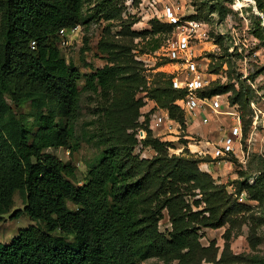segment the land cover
<instances>
[{
	"label": "rangeland",
	"instance_id": "374dc122",
	"mask_svg": "<svg viewBox=\"0 0 264 264\" xmlns=\"http://www.w3.org/2000/svg\"><path fill=\"white\" fill-rule=\"evenodd\" d=\"M98 1L87 0L85 12ZM150 1L112 0L103 16L60 32L62 55L83 74L75 127L79 149L73 155L63 146L46 151L64 161L74 160V182L79 185L109 142L135 140L133 154L139 160H154L152 188L174 178L187 206L184 210L218 216L230 209L222 226L195 225L193 246L208 248L198 253V263L249 264L251 255H264V44L255 35L259 26L264 32V12L256 0H184L180 7L181 15L203 23L202 37L194 45L207 88L218 84L227 89L219 93L218 110L206 109L209 119L203 123L176 104L175 66L162 48L172 36V27ZM157 41L160 46L151 50ZM102 67L107 68L112 86L95 91L86 86L85 74ZM14 108L19 115L30 110L28 104ZM234 125L242 127L235 150L216 156L215 148ZM142 165L143 170L148 168ZM24 203L16 191L13 205L0 220L1 243H9L20 228L36 224L26 214L12 216ZM163 212L159 229L168 234L172 222L167 208ZM178 261L156 256L142 263Z\"/></svg>",
	"mask_w": 264,
	"mask_h": 264
},
{
	"label": "trees",
	"instance_id": "16d2710c",
	"mask_svg": "<svg viewBox=\"0 0 264 264\" xmlns=\"http://www.w3.org/2000/svg\"><path fill=\"white\" fill-rule=\"evenodd\" d=\"M86 1L0 0V220L18 191L25 205L12 216L36 221L9 243L0 242V264H143L156 256L199 264L198 253L208 248L193 246L195 225L222 226L229 208L218 216L184 210L174 178L152 188L154 160H139L135 140L127 137L109 142L79 185L74 160L46 151L63 146L73 155L79 149L75 127L83 74L62 55L60 32L103 16L112 0H99L88 12ZM256 2L264 12V0ZM255 35L264 44L262 27ZM159 46L157 41L151 50ZM106 69L85 74L86 86L107 91L112 84ZM173 90L176 98L182 93ZM224 91L217 84L201 94ZM24 104L30 110L19 115L14 107ZM165 208L172 222L168 234L159 229ZM249 264H264V255H251Z\"/></svg>",
	"mask_w": 264,
	"mask_h": 264
},
{
	"label": "built area",
	"instance_id": "2783aa9c",
	"mask_svg": "<svg viewBox=\"0 0 264 264\" xmlns=\"http://www.w3.org/2000/svg\"><path fill=\"white\" fill-rule=\"evenodd\" d=\"M151 5L172 27V36L168 39L163 49L169 64L175 66L172 76V86L181 90V94L176 98V104L189 116L196 118L199 116L203 123L208 122V116L204 113L206 109L218 110L220 106L219 95H202L201 92L208 85L203 76L202 69L198 63L195 43L202 37L203 23L195 16H183L180 14V7L184 5V0H179L177 6L171 5L167 0H151ZM162 8L159 10L158 5ZM64 29L61 32L64 33ZM162 120V116L159 117ZM145 134V131L142 130ZM142 138L144 136L140 135ZM242 136L241 125H234L225 134L222 142L215 148V155H226L235 150V144Z\"/></svg>",
	"mask_w": 264,
	"mask_h": 264
}]
</instances>
